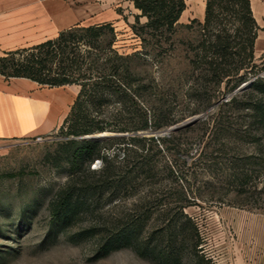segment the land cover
Segmentation results:
<instances>
[{
  "label": "rangeland",
  "instance_id": "374dc122",
  "mask_svg": "<svg viewBox=\"0 0 264 264\" xmlns=\"http://www.w3.org/2000/svg\"><path fill=\"white\" fill-rule=\"evenodd\" d=\"M127 9L126 0L115 6L121 15ZM144 19L135 30L127 21L115 29L114 47L130 54L135 76L123 104L105 96L91 112L105 130L72 136L58 128L0 142V264H264V129L256 109L264 87L248 82L264 83V53L240 70L238 83L215 82L195 56L199 21L177 22L147 44ZM143 118L137 143L131 128ZM98 133L110 179H126L117 190L91 187L98 176L74 156L77 143ZM99 167L94 159L90 168ZM63 196L75 210L67 221L53 215ZM124 228L128 242L101 255Z\"/></svg>",
  "mask_w": 264,
  "mask_h": 264
},
{
  "label": "trees",
  "instance_id": "16d2710c",
  "mask_svg": "<svg viewBox=\"0 0 264 264\" xmlns=\"http://www.w3.org/2000/svg\"><path fill=\"white\" fill-rule=\"evenodd\" d=\"M130 1L140 10V13L134 16L132 29H136L140 16L146 17V21L140 25V30L148 34L149 38L142 35L140 38L147 44L150 41L159 43L164 32L170 34L185 8V0ZM199 24L201 38L195 56L205 64L206 70L210 72L211 79L215 82L233 77L238 83L241 80L238 76L240 70L247 67L253 59L254 40L259 28L252 15L250 1L206 0L204 19ZM115 40L116 32L112 22L89 25L76 23L59 31L53 38L30 46L3 50L0 54V74L5 78L26 77L49 86L79 85L77 95L59 130L72 136L105 130L107 122L102 123L91 115V112L101 108L105 96L117 97L123 104L132 86L129 78L135 76L128 63L130 54L118 53L114 47ZM233 48L235 49L232 50ZM233 53L237 55L236 58L233 57ZM103 54L108 55L105 57ZM139 86L133 88L135 94L132 95V102L135 107L139 106L135 98ZM249 86L263 88L264 83L260 85L252 80ZM256 109L260 111L264 129V103L259 102ZM147 124L146 118L141 122L137 121L131 128L134 135L130 136V139L140 142L142 138L138 136L137 131L145 128ZM165 124L167 123H156L155 126L161 127ZM119 142H123V138H119ZM105 143L99 139H84L77 143L74 156L80 164L84 163L90 174L98 176L91 183V187L95 189L102 185L117 190L121 181L126 179H119L118 182L110 179L112 165L108 155L102 153ZM139 152L138 155L143 156L142 151ZM97 158L101 161V167L91 169V163ZM182 194L184 195L183 190ZM74 211L69 205L68 196H63L60 209H55L53 215L56 220L67 221ZM130 236L125 228L110 236L102 245L101 255L116 249L120 244H126ZM201 258L209 263V259L203 256Z\"/></svg>",
  "mask_w": 264,
  "mask_h": 264
},
{
  "label": "crops",
  "instance_id": "0c3cea01",
  "mask_svg": "<svg viewBox=\"0 0 264 264\" xmlns=\"http://www.w3.org/2000/svg\"><path fill=\"white\" fill-rule=\"evenodd\" d=\"M121 0H0V49L30 46L55 37L76 23L112 22L115 29L132 23L140 10L126 0L127 13L115 6ZM258 25L254 54L264 53V0H249ZM206 0H185L178 21L202 22ZM146 20L145 16H140ZM42 85L26 77L0 75V142L36 137L59 128L69 112L79 87Z\"/></svg>",
  "mask_w": 264,
  "mask_h": 264
},
{
  "label": "water",
  "instance_id": "95a60500",
  "mask_svg": "<svg viewBox=\"0 0 264 264\" xmlns=\"http://www.w3.org/2000/svg\"><path fill=\"white\" fill-rule=\"evenodd\" d=\"M196 118H197V116H192V117H190L189 119L182 121L180 124H174L173 126L169 127L168 130H171V129H173V130L178 129V128L181 127V126H185V125H187V124H189V123H192L193 121L196 120ZM104 136H105V133H98V134H96V135H93V137H95L96 139H100V138H102V137H104ZM87 137H88V136H87Z\"/></svg>",
  "mask_w": 264,
  "mask_h": 264
},
{
  "label": "built area",
  "instance_id": "2783aa9c",
  "mask_svg": "<svg viewBox=\"0 0 264 264\" xmlns=\"http://www.w3.org/2000/svg\"><path fill=\"white\" fill-rule=\"evenodd\" d=\"M251 81V80H248V82ZM37 138H40V136H37Z\"/></svg>",
  "mask_w": 264,
  "mask_h": 264
}]
</instances>
